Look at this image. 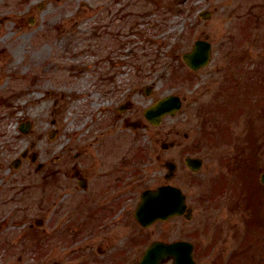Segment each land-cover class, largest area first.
<instances>
[{
  "label": "rangeland",
  "instance_id": "1",
  "mask_svg": "<svg viewBox=\"0 0 264 264\" xmlns=\"http://www.w3.org/2000/svg\"><path fill=\"white\" fill-rule=\"evenodd\" d=\"M109 6L129 7L133 14L142 15L136 29L129 33L124 29L121 47L107 42ZM62 9L60 37L55 42L51 38L44 41L49 45L48 64L54 61L60 69L54 65L48 69L47 90L54 94L43 95L47 103L40 106L22 97L16 108L0 107L5 120L0 152L2 145L7 147L0 155V192L6 187L7 196L0 202L15 189L12 201L0 203V264L57 261L55 252L45 260V240L35 238L40 229L29 232L18 212L22 205L29 210L30 223L40 218L41 173L27 159L19 169L11 166V160L21 158L27 149L55 153L58 145L68 147L83 127L84 131L89 126L102 129L110 112L106 108L111 105L107 93L118 89L112 108L130 100L140 112L168 95L186 97L181 109L173 117H164L159 126L148 124L140 113L146 127L107 128V135L118 136L115 146L120 153L136 155L135 164H127V159L124 166L142 173L144 188L156 190L167 184L163 162L176 164L175 184L193 212L190 219L173 220L177 229L173 236L196 243L204 255L201 264H217V254L223 256L222 264H251L252 259L253 264H264V185L258 180L264 173V145L257 142L261 134H254L257 129L264 131V0H64ZM201 11L212 15L201 19ZM13 23L10 20L5 25ZM0 29L3 36L6 28ZM9 30V41L23 43L20 32L13 27ZM205 34L212 44L211 61L191 71L182 55ZM30 40L34 47L35 40ZM111 72H118V77L111 79ZM149 86L152 91L146 95L144 88ZM30 98L36 101L35 96ZM226 110L237 111L229 117ZM44 118L47 124L42 123ZM52 118L55 127L49 123ZM27 121L33 130L19 133L18 124ZM44 128L47 137L38 141ZM54 129L57 134L50 140ZM168 142L175 145L162 149ZM187 156L202 158L200 171L191 173L184 163ZM22 186L28 191L19 194L16 188Z\"/></svg>",
  "mask_w": 264,
  "mask_h": 264
},
{
  "label": "flooded vegetation",
  "instance_id": "2",
  "mask_svg": "<svg viewBox=\"0 0 264 264\" xmlns=\"http://www.w3.org/2000/svg\"><path fill=\"white\" fill-rule=\"evenodd\" d=\"M63 1L0 0V28H6L3 30V36L0 35V107L16 108L22 97H26L30 104L40 106L45 100V95L54 94L47 90L48 69L50 65H54L55 70L60 69L58 65L55 66L54 61L48 64L46 50L49 45L44 41L51 38L55 42L60 37L58 32L62 31L64 26ZM106 11L107 42L109 45L115 43L121 47V39L123 35L125 37L124 29H127V33L128 30L136 29L139 22L137 19L142 15L133 14L129 7L109 6ZM127 16H133L129 23L126 21ZM10 20L15 23L5 25ZM12 27L13 31L20 32L19 36L24 38L23 43L14 45L9 41V29ZM31 37L35 40L34 47L30 46ZM117 53L115 52V55ZM55 60H58L56 53ZM118 72H111V79H116ZM119 87L121 88V85ZM119 91L118 89L107 93L111 105L109 109L106 108V111L110 112L102 129L89 126V130L84 131L83 127L68 147L58 145V153H52L50 150L44 153L24 150L20 154L22 158H19V166L13 167L19 169L22 160L27 159L31 165L36 164L34 170L41 173L40 233L35 235L45 240V248L42 247V251L47 250L43 255L45 260L53 252L57 257L55 263L45 264H174L175 243L180 241L193 246L190 256L195 264H201L204 257H201L203 253H200L196 243L189 238L173 236L177 230L173 220L190 219L193 212L190 206L187 207L191 209L186 212L187 216H168L146 225L137 217L143 193L153 188H144L142 173L124 166L127 159L130 161L127 164H135L136 155L120 153V148L115 146L118 136L107 135V128L119 125L136 130L146 125L140 116L143 111L134 109L130 100L120 102L112 108L113 96ZM59 95L62 101V93ZM32 96H35L36 101L31 100ZM53 96L54 105H58V97ZM47 120L44 118L42 123L47 124ZM4 121L0 117V137L3 134L1 126ZM49 123L55 127V118ZM30 126L29 132L33 130L31 122ZM50 134L55 137L57 129L49 133L48 139L51 140L54 137L50 138ZM46 137L47 129L44 128L37 135V140L44 141ZM31 144L32 147L35 145ZM1 148L3 152H0V155L7 151L4 145ZM40 157L42 159L39 162ZM154 159L159 164V155ZM7 173L13 175L10 170ZM174 179L175 175L168 182L171 186H175ZM10 181L12 180L7 179L6 182ZM16 189L20 191L19 194L22 190L28 191V188L23 186ZM5 190L6 187L1 190L0 199L7 196ZM14 190L12 187L8 199H3L0 203L7 205L12 201L14 195L11 193ZM18 212L25 221L21 224L27 226L29 232L33 231L34 225L26 216L29 210L21 205ZM52 240H56L53 245L49 244ZM183 249L182 253H187V248ZM217 255V264H222L223 256Z\"/></svg>",
  "mask_w": 264,
  "mask_h": 264
},
{
  "label": "water",
  "instance_id": "3",
  "mask_svg": "<svg viewBox=\"0 0 264 264\" xmlns=\"http://www.w3.org/2000/svg\"><path fill=\"white\" fill-rule=\"evenodd\" d=\"M209 17L208 13H201L202 18ZM192 50L188 53H184L182 58L187 66L192 70H198L208 64L211 58L210 44L203 41H196L193 45ZM181 107V100L175 96H168L160 99L154 105L148 107L143 113L145 118L154 126L159 125L161 119L165 115H175V113ZM23 132L27 131V128H22ZM166 147V146H163ZM186 165L193 171L197 172L201 167V160L196 158L187 157L185 159ZM169 173L166 175L168 180L171 177V173L174 171V165L167 164ZM264 183V175L260 179ZM185 209L184 197L180 190L170 186L159 187L155 191H147L142 197V204L139 209V216L141 219H148L151 222L156 218H164L167 215H179L182 214ZM145 222L144 224H147ZM181 259L184 258L183 255ZM175 264H183L181 261H176Z\"/></svg>",
  "mask_w": 264,
  "mask_h": 264
},
{
  "label": "trees",
  "instance_id": "4",
  "mask_svg": "<svg viewBox=\"0 0 264 264\" xmlns=\"http://www.w3.org/2000/svg\"><path fill=\"white\" fill-rule=\"evenodd\" d=\"M242 106H245V103H243ZM236 111H237V110H232V111H230V112L228 111V113H227V110H226L224 113H225V114H228L229 117H230L231 115L235 114ZM215 134H216V133H215ZM254 134H255L256 136H258L259 134H261V135L258 137L257 142L260 143L261 145H264V138L262 137L263 134H264V131H262V133H260V132L258 131V129H257V131H254ZM261 137H262V138H261ZM253 260H254V259H252V261H251V259H250L251 263L253 262ZM254 261H255V260H254Z\"/></svg>",
  "mask_w": 264,
  "mask_h": 264
},
{
  "label": "bare ground",
  "instance_id": "5",
  "mask_svg": "<svg viewBox=\"0 0 264 264\" xmlns=\"http://www.w3.org/2000/svg\"><path fill=\"white\" fill-rule=\"evenodd\" d=\"M82 83H85V80L82 79ZM82 85V84H81ZM83 86V85H82Z\"/></svg>",
  "mask_w": 264,
  "mask_h": 264
}]
</instances>
